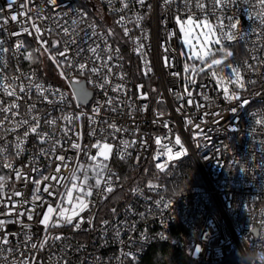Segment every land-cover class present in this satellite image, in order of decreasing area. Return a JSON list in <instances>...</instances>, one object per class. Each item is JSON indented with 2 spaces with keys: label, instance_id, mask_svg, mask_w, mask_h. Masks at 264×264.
<instances>
[{
  "label": "snow or ice",
  "instance_id": "obj_1",
  "mask_svg": "<svg viewBox=\"0 0 264 264\" xmlns=\"http://www.w3.org/2000/svg\"><path fill=\"white\" fill-rule=\"evenodd\" d=\"M108 3L110 10L119 14L115 23L122 29L123 37L135 45L133 51L142 58L145 64L142 74L145 77L149 76L152 68L146 51L149 33L142 27V21L157 9L165 14L160 20L165 28L169 20L174 21L181 34L183 48L177 53L171 47L172 39L177 37L176 31L166 33V40L161 47L166 54L162 57L166 68H174L178 58L183 61V73L170 72L171 76L184 82L183 93L169 89L181 102L176 109L178 113L185 107V98L187 105H194L197 111L205 107L189 90L196 85V78H202L203 74H209L215 80L224 99L228 101L240 99L239 94L230 90L228 85L243 90L246 85L256 83L252 79L245 80V75L251 73L264 77L261 72L264 68V0H155V4L149 0H118V8L113 6V0H108ZM58 7V0H6L5 6L0 7V30L5 34L0 36V169L9 170L7 175H0V208L4 209L0 211V264H38L34 253L42 251L49 241L64 239L62 234L53 235L50 229L70 227L74 232H79L83 225H87L94 230L96 217L92 214V208L96 202L91 199L93 194L106 200L108 194L115 191V182L120 180L109 164L113 151L115 149L119 158L124 160L130 156L128 149L137 144L136 139L129 141L118 138V134L129 131L117 122L118 118L124 115L132 117L136 109L131 102L130 90L123 83L126 74L114 71L121 67L118 61L123 59L120 48L114 47L111 42L116 33L111 27L101 30L95 22L87 23V12H78L80 19L69 23L63 19L68 13L57 12ZM139 9L145 10L143 14ZM242 17H247L251 22L247 30L241 26ZM10 22H15L16 30H9ZM81 23H85V29L79 28ZM129 24L139 29V36L131 34ZM25 34L34 39L37 47L30 49L23 39H17L11 47L6 46L7 39ZM253 36L254 40L251 39ZM240 42L251 45L246 48L248 55L242 62L234 58L231 50L232 46ZM8 53L17 61V75L7 74L9 63L5 54ZM170 53L177 55H168ZM41 56H47L60 77L72 84L75 99L81 102L87 100L88 91L81 86L79 79L86 77L104 94L103 103L97 102L90 114L83 111L66 112L65 108L71 106L66 94L38 80L35 71L25 73L21 70V58L31 64L37 63ZM117 80L121 82L114 83ZM205 87L201 85V88ZM143 88V84L137 85L136 98L147 100L148 94ZM33 93L36 95L35 100ZM197 95L203 101L210 102L208 106H211V97L207 92L201 91ZM4 97L10 99L5 100ZM22 102L25 109L23 113ZM157 103H164L162 95ZM38 105H49L51 110L42 109ZM147 108V105H141L139 110L147 111ZM57 110L60 115L53 114ZM102 110L112 114L111 117H102ZM208 115L218 116L219 113L204 112L201 123H204L203 117ZM163 116L164 113L158 111L153 120L154 124L162 121L168 133L164 137L154 138L155 144L161 146L162 151L157 152L153 159L159 161L161 156L167 157L162 163L155 164L159 172H165L171 161L188 155L180 135L173 134L169 122L163 120ZM85 117L90 128L88 136L95 140L90 144L83 143L80 122ZM255 123L264 128V115L256 119ZM185 124L199 129L194 132L193 140L201 136L208 139L204 129L194 123L193 118L185 117ZM138 131L137 125L132 135L135 136ZM30 138L34 141L35 151L28 164L17 168L14 161L28 151L26 145ZM162 139L167 143L162 144ZM261 143L264 144V141ZM139 144L143 149L148 146L147 140L143 138ZM224 148L227 149V145ZM216 151L220 152L221 149L217 148ZM68 152H74L75 156H68ZM81 156L85 160L82 161ZM42 159L48 161L47 166H40ZM136 159L138 162L139 156ZM241 171L244 169L241 168ZM65 172L68 174L65 175ZM18 182H22L26 190L28 185H32V188L29 191L18 190ZM146 187L150 191H157L160 186L149 181ZM132 192L138 194L141 190L134 188ZM154 203L161 211L171 205V201L165 202L163 197ZM38 209H44L43 213ZM85 211L89 213L87 217L81 215ZM111 211L113 215L116 214L115 208ZM128 211H133L131 206ZM139 215L144 217L145 213ZM34 216L40 217L39 224L44 229L43 238L36 242H33L32 223L24 222L25 217L31 222ZM8 223L19 224L25 230L22 233L23 241H18L15 247L10 246L9 237L19 236L20 233H9ZM99 223L104 234H107L111 226L116 237H119L122 229L127 228L129 232L135 230V223L128 225L126 221L113 223L105 219ZM260 226L264 228V219H261ZM203 235L205 239L208 238L207 233ZM146 238L141 235V239ZM132 242L130 237L129 244ZM201 251V247L196 245L192 253ZM29 252L33 255L29 256ZM115 259L119 264H124L125 260L134 264L137 257L133 251L121 249ZM58 264H68V261L61 257Z\"/></svg>",
  "mask_w": 264,
  "mask_h": 264
},
{
  "label": "built area",
  "instance_id": "obj_2",
  "mask_svg": "<svg viewBox=\"0 0 264 264\" xmlns=\"http://www.w3.org/2000/svg\"><path fill=\"white\" fill-rule=\"evenodd\" d=\"M149 2L155 4V0H149ZM5 4L6 0H0V7H4ZM58 4L57 12H67L68 16L63 19L68 20L69 23L71 20L80 19L78 12H87V23L95 22L101 30L107 27L117 30V37L120 40L118 41L115 37L111 42L114 47L120 48V55L123 59L118 61L121 67L114 71L126 74L123 83L130 90L131 102L136 109L132 117L124 115L118 118L117 122L129 129L126 133L118 134V138L129 141L136 139L137 144L128 149L130 156L124 160L119 158V154L114 149L109 164L120 180L115 182V177L113 178L117 186L113 193L108 194L106 200L93 194L91 199L96 202L95 207L92 208V214L96 217L94 230L88 228L87 225H83L79 232H74L70 227L50 229L53 235L62 234L64 239L49 241L42 251L34 253L38 264H58L61 257H65L68 264H119L115 257L120 255L121 249L133 251L137 257L134 264L139 263L155 244L182 246L176 236L180 226L185 232L183 236L180 235L185 238L186 242H189L190 257L199 263L217 264L232 253H236L243 264H249L246 254L241 250L242 247L255 249L264 244V228L260 226L261 219H264V167H261L264 165V144L261 143L264 141V128L255 123L256 119L264 115V77L251 73L245 75V80L252 79L256 83L246 85L243 90L234 89V86L228 85L230 90H235L240 96L239 100L228 101L224 99L223 92L215 80L209 74H203L202 78H196V85L190 87L189 90L193 91V96L198 102L205 104V107L197 111L194 105H187V98H185V107L182 112L178 113L176 109L181 102L169 92V89L183 93L184 82L182 79L171 76L170 72L183 73V61L178 58L174 68H166L162 59L166 54L161 47L166 40V33L176 31L177 37L172 39L171 47L175 48L177 53L179 52L180 42L174 21L169 20L165 28L160 23L165 14L158 9L149 13L142 21V27L149 33L146 51L147 60L150 61L152 68L149 76L145 77L142 74L145 64L142 58L133 51L135 45L123 37L122 29L116 25L115 21L119 14L110 10L108 0H58ZM113 6L120 7L118 0H113ZM139 11L143 14L145 10L139 9ZM7 14L4 13V15ZM250 23L247 17H242L243 29L247 30ZM128 27L132 29L133 36L140 35L139 29H136L134 25L129 24ZM8 28L16 30L17 26L15 22H10ZM79 28L85 29V23H81ZM0 36H5L2 30H0ZM17 39H23L30 49L37 47L34 39L26 34L7 39L6 46L11 47ZM251 39L254 40L255 36ZM250 46L243 42L232 46L234 58L242 62L248 55L246 48ZM177 53L168 55H177ZM5 57L9 63L7 74L17 75L15 72L17 61L11 53L5 54ZM20 67L25 73L35 71L38 80L46 85L59 88L66 94L71 101V106L65 108L66 112L83 111L90 114L97 102L103 103L105 99L104 94L94 87L88 78L80 77L85 89L92 94L87 104L80 103L73 97L72 84L60 77L55 65L48 60L47 56H41L37 63L31 64L21 58ZM261 72L264 73V68ZM120 82L114 81V83ZM140 84L144 85L143 91L148 94L147 100L136 98L137 85ZM202 84L206 87L201 88ZM201 91L207 92L211 97L210 107L208 106L210 102L203 101L202 97L197 95ZM109 94L115 95L114 93ZM161 95L164 103L158 104L157 100ZM4 99L9 100L10 98L4 97ZM35 99L36 95L33 93V100ZM141 105H147V111H140ZM38 107L51 110L49 105H38ZM24 110L22 102L21 112L23 113ZM158 111L164 113L163 120L169 122L173 134L180 135L188 149V155L171 161L165 172H159L155 164L162 163L167 157L161 156L159 161L153 159L157 152L162 151L161 146L155 144L154 138L168 135L167 130L162 126V121L157 124L153 123ZM204 112L219 113V115L203 117L204 123H201ZM53 114L60 115V112L57 110ZM111 115L101 111L102 117H111ZM185 117H191L194 123L200 124L208 139L205 140L201 136L198 140H193L194 132L199 129L186 125ZM80 123L83 143L95 142L94 138L88 136L90 128L87 118L82 119ZM137 125L139 131L133 136L132 131ZM141 138L147 140L146 149L140 147ZM163 143L167 141L162 139ZM33 144L34 141L30 138V142L26 145L28 151L14 161L15 167L22 168L29 163V158L35 151ZM224 145H227V149ZM217 148L221 151L217 152ZM67 155L75 156V153L68 152ZM137 156L140 158L138 162ZM81 160L85 158L81 156ZM47 164L48 161L44 159L40 162L41 167ZM124 165L140 171L139 180H135L129 188L126 186V174L123 173ZM187 165L193 168L195 175L191 173L187 178L180 179L181 170ZM241 168L244 171H241ZM24 170L28 171L27 168ZM8 172L7 169H0V175H7ZM67 174L65 172V175ZM191 180H193L192 183ZM149 181L160 186L157 191H150L146 187ZM186 182L189 183L177 189ZM16 188L29 191L32 185H28L26 190L22 187V182H18ZM134 188L140 189L141 193L133 194L132 189ZM161 197L165 202L171 201L170 207L162 211L154 203ZM65 206L68 207L67 204ZM130 206L133 211H128ZM113 208L116 209L115 215L111 211ZM149 209H151L150 212ZM0 211L4 209L0 208ZM38 211L43 213L44 209H38ZM139 213H145L144 217H141ZM81 215L87 217L89 213L85 211ZM39 219L40 217L34 216L33 221L29 222L26 217L24 218L25 223L33 225L31 229L33 242L41 240L44 236V229L39 224ZM105 219L113 223L122 221H126L128 225L135 223V230L129 232L127 228L122 229L119 237H116L110 226L107 234H104L99 222ZM253 229L256 231L254 232ZM7 231L20 233L19 236L9 237L10 246L15 247L18 241H23L22 233L25 230L19 224L8 223ZM204 233L208 234L207 239L204 238ZM142 234L147 238L141 239ZM130 237L133 241L131 244H129ZM196 245H199L202 251L192 253ZM28 255L31 256L33 253L29 252ZM124 264H132V262L125 260Z\"/></svg>",
  "mask_w": 264,
  "mask_h": 264
},
{
  "label": "trees",
  "instance_id": "obj_3",
  "mask_svg": "<svg viewBox=\"0 0 264 264\" xmlns=\"http://www.w3.org/2000/svg\"><path fill=\"white\" fill-rule=\"evenodd\" d=\"M113 30L116 33V38L119 41L120 39L117 37V30L115 28ZM181 171L182 174L180 179L187 178V176H189L191 173L192 175H195L193 168L189 165L184 166ZM139 172L124 165L123 173L126 174V186L128 188L133 184V182H135V180H139ZM177 230L178 233L176 236L182 243V246H179V244H155L148 250L145 257L139 263L135 264H201L190 257L189 242H186L185 238H182V236L185 234L183 228L180 226ZM180 234H182V236ZM217 264H243V262L238 254L232 253L229 257Z\"/></svg>",
  "mask_w": 264,
  "mask_h": 264
},
{
  "label": "clouds",
  "instance_id": "obj_4",
  "mask_svg": "<svg viewBox=\"0 0 264 264\" xmlns=\"http://www.w3.org/2000/svg\"><path fill=\"white\" fill-rule=\"evenodd\" d=\"M241 250L246 254L249 264H264V244L255 249L242 247Z\"/></svg>",
  "mask_w": 264,
  "mask_h": 264
},
{
  "label": "rangeland",
  "instance_id": "obj_5",
  "mask_svg": "<svg viewBox=\"0 0 264 264\" xmlns=\"http://www.w3.org/2000/svg\"><path fill=\"white\" fill-rule=\"evenodd\" d=\"M177 32H178V39H179V42H180V48H179V50H180L181 48H183V45H182V43H181V34L179 33L178 28H177ZM194 43H195V42H194ZM192 182H193V180H191V183H192ZM187 183H189V182H186V183H184V184H181L180 186L177 187V189L183 187V186L186 185Z\"/></svg>",
  "mask_w": 264,
  "mask_h": 264
},
{
  "label": "water",
  "instance_id": "obj_6",
  "mask_svg": "<svg viewBox=\"0 0 264 264\" xmlns=\"http://www.w3.org/2000/svg\"><path fill=\"white\" fill-rule=\"evenodd\" d=\"M81 86L82 87H84V84L83 83H81ZM85 88V87H84ZM73 91H75L74 89H73ZM88 91V98H87V100L86 101H84V102H81V101H79L80 103H82V104H87L90 100H91V92L89 91V90H87Z\"/></svg>",
  "mask_w": 264,
  "mask_h": 264
}]
</instances>
